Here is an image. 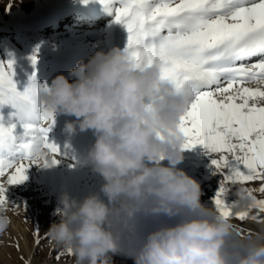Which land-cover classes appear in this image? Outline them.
<instances>
[{"label": "clouds", "instance_id": "clouds-1", "mask_svg": "<svg viewBox=\"0 0 264 264\" xmlns=\"http://www.w3.org/2000/svg\"><path fill=\"white\" fill-rule=\"evenodd\" d=\"M69 75L57 74L41 99L75 117L65 122L69 136L93 132L76 164L103 183L82 199L60 195V219L47 230L54 245L70 249L74 264H114L115 255L134 264H264V237L241 248L231 219L206 206L200 183L179 167L190 98L161 83L158 65L137 69L113 47ZM11 222L0 207V234Z\"/></svg>", "mask_w": 264, "mask_h": 264}, {"label": "snow or ice", "instance_id": "snow-or-ice-1", "mask_svg": "<svg viewBox=\"0 0 264 264\" xmlns=\"http://www.w3.org/2000/svg\"><path fill=\"white\" fill-rule=\"evenodd\" d=\"M101 2L125 26L124 50L134 66L158 65L161 83L189 96L179 127L186 138L184 148L204 145L222 178L212 197L216 213L241 221L264 215V199L253 194L264 193V184L255 190L240 188L237 200L228 199L230 184L264 179V0ZM31 60L35 65L37 57ZM13 63L0 62V107L14 109L7 120L0 114L4 209L12 205L5 195L8 185L25 181L27 168L51 167L67 155L49 140L55 113L41 99L47 83L35 82L34 72L24 90H18ZM236 232L242 235L243 230ZM34 242L41 243L38 228Z\"/></svg>", "mask_w": 264, "mask_h": 264}, {"label": "rangeland", "instance_id": "rangeland-1", "mask_svg": "<svg viewBox=\"0 0 264 264\" xmlns=\"http://www.w3.org/2000/svg\"><path fill=\"white\" fill-rule=\"evenodd\" d=\"M54 1L55 0H51V3H55ZM93 1L96 3L98 11L102 12L104 15L106 23H114L110 25L111 31L109 34H105L106 36H113L120 24L115 22V11L113 10V12L108 13L101 0ZM28 3V0H0V62L6 64L9 60L14 61L12 65L14 69L13 80L16 82L17 89L20 91H23L29 84L25 82V77L29 74V71L35 72L44 67L50 70L53 68L51 64L54 65V70L60 69L62 60V58H60V53L63 52L61 49L67 48L70 54L75 53L76 48L79 47L77 46L78 39L83 34L76 29L77 24L74 22L75 20H69L66 21L65 24H62V27L58 29L56 34L52 35L54 39L50 38L52 36L43 35L44 37L41 38L42 45H40L37 39L38 36H36L35 32L40 29L39 27L43 25V22L36 23L34 21V14L36 13V11H34L35 7L28 8ZM71 9L72 10L68 13L76 10L74 6H72ZM22 19H25V21L28 20L29 22L31 21L29 27L27 26L21 29V26H19L13 29L14 31L6 30L9 23L12 22L15 24ZM114 25L117 26L115 32ZM27 28L31 29L25 31ZM107 29L108 26L104 28V30ZM112 43L113 41L108 45ZM54 51L61 52L53 53ZM33 55L37 57L35 65H33L31 60ZM51 56L55 57L53 61H51ZM67 58L72 59L70 55ZM76 59L78 61H89V59L86 60L87 57L84 55L78 56ZM44 83L50 84L51 81L49 80ZM9 106L10 105H4L3 107ZM0 111L2 112V109H0ZM56 114L57 124L65 123L67 119L70 118L69 115L63 113ZM80 133L82 134L83 132L77 130L75 135L81 136ZM65 142V138H61L57 142L62 152L66 150L65 145L67 144ZM212 155L215 158L217 154ZM211 160L212 156L209 150L202 144H196L190 149H185L184 160L179 167L183 168L188 175L192 176L200 183L203 193L201 201L216 213L214 205L212 204V197L216 193L222 178L215 172ZM164 163L167 162L165 161ZM79 181L80 177L78 176L69 175L61 178L55 175L53 171H44L34 177L32 189L35 190V192L28 196H23L22 193L13 191L15 187L18 189V184L8 185L5 195L12 205L5 210L11 217V221L12 215H14L16 218L22 219L24 224L28 226L27 244L24 243V238L20 237L15 230L12 221L7 231L0 234V264H26L28 261H30V264H74L72 253L69 254L66 250H62L54 245L48 237L47 230L52 223L58 222L60 219L58 209L60 208L59 197L62 193L68 192L77 199H82L89 194V192L95 191L94 189L87 188V185H83L82 187ZM262 184H264V179L260 178L243 183L236 182L230 184L229 187L232 194L228 196V199L229 201L237 200L236 191L240 188L255 190L259 189ZM11 185L12 187L14 186L13 189ZM28 185L29 184H25L22 188L28 191V189H30ZM253 194L257 199H264V193L254 191ZM40 200L41 202L38 203L43 208L36 205V201ZM253 215H255V212H253ZM229 219H231L232 223L235 225V229L243 230L242 235H236V240L239 242L241 248H243L246 243L258 241L260 237H264V215L256 220L248 218L241 221L235 216ZM37 228L40 231L41 239L39 245L34 242V233ZM113 262L114 264H134L133 259L123 255H115L113 257Z\"/></svg>", "mask_w": 264, "mask_h": 264}, {"label": "bare ground", "instance_id": "bare-ground-1", "mask_svg": "<svg viewBox=\"0 0 264 264\" xmlns=\"http://www.w3.org/2000/svg\"><path fill=\"white\" fill-rule=\"evenodd\" d=\"M28 1V8L35 7L34 11H36V13L34 14V21L36 23L43 22V25H40V29L37 30V32L39 33L35 32L36 36H38L37 39L39 40L38 43L40 45H42L41 38L44 37L43 35L50 37L53 34H56L58 29L62 27V24H65V22L69 20H75L74 22H76L77 24L76 29H78L80 33H83L82 36L78 39L79 41L77 43V46L79 47L76 48L75 53L70 54L68 52L69 49L67 48L61 49V51H63L62 53H60L61 51L53 52L61 54V68L58 70H54L52 68L48 71L44 68H40L38 71H35V82L44 83L49 80L51 81L57 74L60 73L69 76V79H74L69 75L70 71L77 65L78 62L82 61H78L76 57L84 55L87 57L86 60H88L97 52L107 53L113 47H120L123 49L126 45L127 30L121 23L119 24V28L113 36H106L111 31L110 25H113L114 23H106L104 15L102 13H96V3L93 0H88L87 3H84L83 0H55V3H51V0ZM72 6H74L76 10L68 13L73 9H71ZM95 14L97 15L95 16ZM30 22L28 20L25 21V19L19 20L16 23L14 22L15 24L11 22L7 25L6 30L11 31L19 26H21V29H24L27 26L29 27ZM104 26H108V29L104 30ZM50 38L54 39L53 36ZM111 41H113V43L111 45H108ZM69 55L72 59L67 58ZM83 61L85 62V60ZM33 73L34 72L29 71V74H27L25 77V82L30 83V77H32ZM42 73L47 74V77L43 79V81H37V77ZM0 109H2V112L0 111V114H3L5 120H7L9 118V114L14 111L11 106L2 108L0 107ZM54 115L55 124L52 127V130L48 133L49 140L57 144L59 139L65 138L67 147L63 152H66L67 155L61 156L60 163L51 167H41L39 164L31 165L26 170L27 179L17 185L18 189H16V187L14 188V186L12 187L13 184L11 185L12 189L14 188L13 191L22 193L23 196H28L29 194L34 193L35 190L32 189L34 177H36L38 174L43 173L44 171H53L55 175L60 176L61 178L69 175L78 176L80 177L79 182L82 187L83 185H87V188L98 191L100 185L103 183L102 177L99 174L93 173L89 167H80L76 164V160L79 159L82 155L86 154L88 149L94 143L95 136L93 132L91 130H88L83 131L82 134L80 133L81 136L75 134L69 136V134L65 131V123L57 124V114L55 113ZM74 119L75 117L70 116L67 121ZM25 184H29L28 186L30 187V189H28V191H25L22 188ZM38 202H41V200L36 201V205L40 208H43L41 205H39ZM12 221L15 230L18 232L20 237L24 238V243L27 244L28 226L24 224L22 219L16 218L14 215H12Z\"/></svg>", "mask_w": 264, "mask_h": 264}]
</instances>
